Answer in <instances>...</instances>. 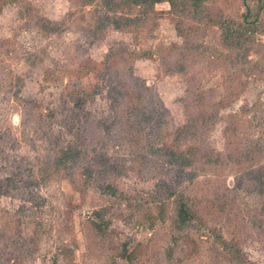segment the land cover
<instances>
[{
	"label": "rangeland",
	"instance_id": "rangeland-1",
	"mask_svg": "<svg viewBox=\"0 0 264 264\" xmlns=\"http://www.w3.org/2000/svg\"><path fill=\"white\" fill-rule=\"evenodd\" d=\"M173 2L0 0V264H264V0Z\"/></svg>",
	"mask_w": 264,
	"mask_h": 264
},
{
	"label": "trees",
	"instance_id": "trees-1",
	"mask_svg": "<svg viewBox=\"0 0 264 264\" xmlns=\"http://www.w3.org/2000/svg\"><path fill=\"white\" fill-rule=\"evenodd\" d=\"M174 0H104L105 2V6L106 9L110 8L113 9L115 7H121V6H127L129 3L132 4H148L150 6H154L156 4L159 3H168L169 5L173 6ZM241 20L243 21V23L241 25H247L249 23H252V21H254V18L252 20H249L248 14H242L241 15ZM218 26L220 28L221 31V38L222 41L230 44V42L232 41L233 37H237L236 34L238 33V30H234V28H232L229 24H227V20H222L218 22ZM240 26V25H239ZM115 27L117 26V23L115 25ZM75 149V147H71L70 149H68V153L72 152ZM171 157L174 158L176 161L180 160L183 161V164L188 163V158H184L181 156L180 153L174 152V150L171 152ZM1 189H2V184L0 183V195H1ZM178 215L181 218L182 221L187 220L188 218L191 217V215L188 213L187 209L185 208V204L180 201L178 204ZM126 259H128L129 257L127 255H125Z\"/></svg>",
	"mask_w": 264,
	"mask_h": 264
}]
</instances>
